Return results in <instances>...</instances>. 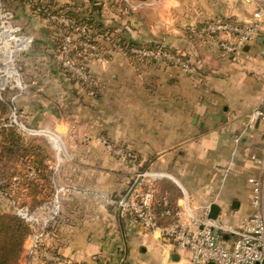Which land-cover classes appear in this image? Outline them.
<instances>
[{"label": "crops", "instance_id": "crops-1", "mask_svg": "<svg viewBox=\"0 0 264 264\" xmlns=\"http://www.w3.org/2000/svg\"><path fill=\"white\" fill-rule=\"evenodd\" d=\"M48 1L100 19L124 40L180 49L192 69L137 58L103 38L102 51L85 56L95 83L84 85L61 67L53 39L65 28L17 0L26 14L15 10L14 23L31 38L18 74L26 85L19 94L27 102L23 116L62 139L45 144L52 187L30 220L36 230L50 218L42 248L63 258L31 252L29 235L11 264H184L187 255L173 238L143 227L123 201L146 172L157 185V201L166 199L174 211L162 224L178 211L194 227L192 217H211L215 205L212 218L240 226L251 212L248 177L261 169L252 156L264 155V119L248 123L255 107L264 109V35L228 53L216 37L194 30L221 16L247 22L264 0H131L130 13L117 11L111 0ZM1 63L0 76L6 74Z\"/></svg>", "mask_w": 264, "mask_h": 264}, {"label": "built area", "instance_id": "built-area-1", "mask_svg": "<svg viewBox=\"0 0 264 264\" xmlns=\"http://www.w3.org/2000/svg\"><path fill=\"white\" fill-rule=\"evenodd\" d=\"M111 2L117 11L130 13L131 0H111ZM50 17L66 26L61 33L60 58L62 65L66 66L80 81L88 84L95 83V79L90 75L86 65L74 61L71 55L73 40L81 34L82 30H85V26L73 27V21L65 14H51ZM263 31L264 7L257 8L252 19L247 22L216 17L203 22L194 30L199 36L216 37L221 49L228 53L241 49L258 35H264ZM97 38L111 39L103 34L98 35ZM80 44L85 48L93 49L95 52L97 50V45L87 39H80ZM112 45L114 48L124 50L135 57L177 65L184 71L192 69L190 60L185 56L186 53L180 49H170L166 45H131L128 49H123L118 42H112ZM262 52L264 54V47ZM257 118L264 119L262 107L253 109L248 126L253 127ZM262 148L264 152V134ZM252 158L258 162L261 169L258 173L248 177L251 185L250 203L252 210L240 226L221 223L206 213L202 217H192V224L194 225L192 227L190 223L179 217L178 211H175L176 217L172 221L162 224L160 222L161 217L170 216L174 211L167 205L166 199L163 201L165 208L161 211L158 210V204L163 202L157 201V185L146 172L139 173L133 190L123 203L130 208L134 217L143 227L159 229L162 235L172 237L177 251L180 254L185 252L187 255L184 264H209L210 262L214 264H264V155H253ZM34 174V168L30 167L29 175L33 176ZM21 210L23 208H20L18 212L28 218L27 211ZM49 220L50 218L45 219L40 227L31 232L33 247L30 250L35 253L41 249V253L50 256L52 261L62 260L63 257L59 253H50L42 248L47 235L46 227ZM225 235L228 236L227 239ZM69 264L97 263L95 261L76 260Z\"/></svg>", "mask_w": 264, "mask_h": 264}, {"label": "trees", "instance_id": "trees-1", "mask_svg": "<svg viewBox=\"0 0 264 264\" xmlns=\"http://www.w3.org/2000/svg\"><path fill=\"white\" fill-rule=\"evenodd\" d=\"M33 10L42 16L48 17L50 21H53L57 25H60L64 28L66 26L52 19L50 17L51 14L67 15L73 21V27L85 26V30H82L81 34L73 40V49L71 51V55L74 61H79L86 65L92 77L93 73L85 56L91 54L92 52L96 53L94 54V56H96L97 53H100V51H102V40L97 38L100 34L109 36L111 38V45L112 42H118L123 49H128V47L131 45H164L162 42L156 41L136 42L124 40L120 36H116L111 31V28L109 26H105V24L100 19L92 15H86L84 17H81V15H79V13L74 8H68L67 6L54 7L49 1H47L46 4H42L40 2L33 3ZM221 18L235 19L232 17L224 16H221ZM80 39H87L90 42L95 43L97 45L96 52L93 51V49L91 48L83 47L80 44ZM54 42L57 48V52H59L61 50L62 45V40L59 35L55 38ZM112 47L114 46L112 45ZM185 56L187 57V54ZM61 67L63 71H65V73L71 78L79 81L80 83H83L84 85L87 84L80 81V79L73 75L66 66L62 65ZM3 131L4 132L2 135V139L5 141V145L2 148H4L5 157H7L8 155V159L6 158V160L12 161V163L0 168V177L2 180L0 184V189L6 191L8 187H11L12 183H16L17 185H21L25 189L29 190V194L31 193L33 196H36V194L43 192L45 189L46 195L43 198H39L38 200V203L41 204L48 197V191L51 190L52 187L50 179V170L45 164V159L47 156H45V154L43 153L45 150L44 146L40 143H35L34 140L25 141L24 137L17 130L15 125H11L8 128L3 127ZM23 158H26L28 163L33 164V167L38 173L37 178L36 176L32 177L26 171L22 172L21 167H17L18 162H20V159ZM20 166H22V164H20ZM42 178L44 179L43 182L41 180ZM47 186L49 187L48 190L46 188ZM167 205L170 207L169 204ZM26 207L29 206L27 205ZM164 208V203L158 204L159 211ZM173 219L174 217L171 219V221ZM47 230L48 226L46 227V231ZM32 231V221L26 216H23L22 214L14 210L0 212V264H11L20 257L24 248V243Z\"/></svg>", "mask_w": 264, "mask_h": 264}, {"label": "rangeland", "instance_id": "rangeland-1", "mask_svg": "<svg viewBox=\"0 0 264 264\" xmlns=\"http://www.w3.org/2000/svg\"><path fill=\"white\" fill-rule=\"evenodd\" d=\"M47 1L48 0H26L28 4L27 6L30 9H33V3L35 2L46 4ZM15 10H18V12L24 11V15L26 14L25 6L18 5L17 0H0V24L2 25V24L12 23L14 26H16V24L14 23ZM18 29L19 28L16 26L15 31L10 30V32L12 31L11 33L13 34L14 37L20 35ZM5 32L6 30L0 29V39L2 40L3 43H5V44L3 43L0 44V63L2 60L1 67L6 73L0 76V168L12 163V161L6 160V158L8 159V155L6 154L7 157H5L4 148H2L5 145V141L2 139L3 138L2 135L4 132L3 127L8 128L11 125H15L17 130L24 137L25 141L34 140L35 143L42 144L45 148L43 153L47 157H49V154L51 152L47 149V146H45V144H47L49 140L51 141V138L53 139L58 138L59 142L62 140V139L60 140L59 137L56 135L52 137L51 134H53V132L49 129H44V128H47V126L32 125L28 121V118H25V116H23L24 109H23V106L21 105L27 104V102L23 100L22 102L23 104H21L19 100V94L25 90L26 85L24 84V82H22L18 74L20 72L19 67L22 64H24V62L26 61L24 60V50L26 48L20 49L19 51L14 52L13 50H15V47L14 48L12 47L13 48L12 49L10 48L9 44L11 43L12 45H15L16 44L15 38H11V40L8 39L6 37ZM62 32H63V29L61 30L60 34ZM22 37H23L22 40H25L28 37L30 39V36H22ZM53 40L55 41V38ZM60 54L61 52L59 51L58 52L59 58H60ZM13 56L14 58H12ZM60 61H61V58H60ZM12 71L15 74L12 73ZM0 73H3L1 69H0ZM15 76L17 78L19 77L17 81L14 79ZM19 79L21 80V83ZM40 129L43 131H40ZM34 130H37V131L35 132ZM101 139L109 142V139H106V137H101ZM54 141L56 140L54 139ZM117 152H121V153L127 152L128 154H130L128 155L130 157L131 155L132 157L136 156V155L133 156L134 152L132 151L119 150ZM20 164H22V166H20ZM26 165H30V163H28L26 158H23V159H20V162H18L17 167H21L22 172L26 171L28 173V171H30V166H26ZM1 181L2 180L0 177V184H1ZM23 188L24 187L21 185L12 183L11 187H8L6 191L0 189V212L8 211V210H14L18 212L20 208H23L24 211L25 210L27 211L28 214L26 215L28 216V218L29 219L33 218L34 220V215L32 211L35 207L40 205L38 203L39 198L36 196H33L31 193L29 194V190L25 191ZM46 188L47 190L49 189L48 186ZM27 205L29 207H26Z\"/></svg>", "mask_w": 264, "mask_h": 264}, {"label": "bare ground", "instance_id": "bare-ground-1", "mask_svg": "<svg viewBox=\"0 0 264 264\" xmlns=\"http://www.w3.org/2000/svg\"><path fill=\"white\" fill-rule=\"evenodd\" d=\"M0 29L1 30H6V32H5V34H6V37L8 38V39H10L11 40V38H15V41H16V44L15 45H12L10 42V44H9V46H10V48H14L15 47V50H13L14 52L16 51H19L20 49H24V48H26L29 44H30V39H29V37L27 38V39H25V40H22V36H20V35H18V36H16V37H14L13 36V34L10 32V30H15L16 29V27L12 24V23H8V24H0ZM9 29V30H8ZM4 40V39H3ZM8 42V41H7ZM1 43H3L2 42V40L0 39V44ZM3 44H5V43H3ZM12 48V49H13ZM10 51H11V49H10ZM12 58H14V56L12 57ZM12 73H14L13 71H12Z\"/></svg>", "mask_w": 264, "mask_h": 264}, {"label": "water", "instance_id": "water-1", "mask_svg": "<svg viewBox=\"0 0 264 264\" xmlns=\"http://www.w3.org/2000/svg\"><path fill=\"white\" fill-rule=\"evenodd\" d=\"M50 109L52 110V112L55 114V115H59L60 113H59V109H58V107L55 105V104H50ZM217 208H216V206L215 205H213L212 206V209H211V213H210V216L211 217H216L217 216ZM127 243V242H126ZM128 246H127V244H126V253H127V251H128ZM177 257V256H176ZM209 264H214L213 262H210Z\"/></svg>", "mask_w": 264, "mask_h": 264}]
</instances>
